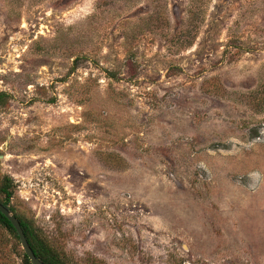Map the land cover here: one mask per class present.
Here are the masks:
<instances>
[{
  "label": "rangeland",
  "instance_id": "374dc122",
  "mask_svg": "<svg viewBox=\"0 0 264 264\" xmlns=\"http://www.w3.org/2000/svg\"><path fill=\"white\" fill-rule=\"evenodd\" d=\"M1 91L12 213L66 263L264 264V0H0Z\"/></svg>",
  "mask_w": 264,
  "mask_h": 264
},
{
  "label": "trees",
  "instance_id": "16d2710c",
  "mask_svg": "<svg viewBox=\"0 0 264 264\" xmlns=\"http://www.w3.org/2000/svg\"><path fill=\"white\" fill-rule=\"evenodd\" d=\"M111 77H114V73L108 71ZM7 93L0 92V104L5 98H7ZM13 180L7 174H2L0 172V203L7 206L8 209L13 212L12 207L9 205L10 200L13 196ZM19 219L20 224L23 228L24 234L30 244L34 254L43 262L47 264H69L66 263L60 256L59 252L47 241L46 237L42 236L39 231L27 220L23 219L19 215L15 214ZM0 227L7 229L13 237L19 241L18 235L9 222V220L0 212ZM20 243V242H19ZM23 264H32L27 255L22 254Z\"/></svg>",
  "mask_w": 264,
  "mask_h": 264
},
{
  "label": "water",
  "instance_id": "95a60500",
  "mask_svg": "<svg viewBox=\"0 0 264 264\" xmlns=\"http://www.w3.org/2000/svg\"><path fill=\"white\" fill-rule=\"evenodd\" d=\"M2 157L3 156L0 154V158ZM0 212L9 220V222L15 229L19 238L20 246L23 249L24 253L27 255V257L29 258V260L32 262V264H47L42 260H40L34 254L30 244L28 243L26 235L24 234L19 219L8 209L7 206H4L2 203H0Z\"/></svg>",
  "mask_w": 264,
  "mask_h": 264
}]
</instances>
